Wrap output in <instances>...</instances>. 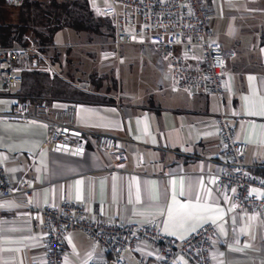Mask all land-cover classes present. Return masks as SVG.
<instances>
[{
	"label": "crops",
	"instance_id": "obj_1",
	"mask_svg": "<svg viewBox=\"0 0 264 264\" xmlns=\"http://www.w3.org/2000/svg\"><path fill=\"white\" fill-rule=\"evenodd\" d=\"M210 3V13L219 20L242 19L240 29L251 44L244 50L253 52L260 46L264 52V36L258 39L260 33L264 35L260 22L264 0ZM225 50L229 57L221 101L171 89L168 67L166 73L160 69L153 76L110 74L108 79L106 69H96L92 72L102 76L97 88L89 80L92 72L87 81L82 77L79 67L84 65L79 60L52 63L78 87L103 98L53 102L59 108L75 107L69 128L82 138L83 147L78 154L44 147L51 129L41 120L12 115L17 99L13 90L0 94V167L13 185L31 180L38 207L72 200L84 206L91 220L155 222L176 240L185 239L202 224H213L212 264H264V214L234 211L230 199L216 191L213 179L205 180L201 174L219 172L227 162L218 124L221 112L229 118L235 139L247 143L246 166L264 163V70L247 68L240 50ZM101 65L113 69L110 61ZM100 135L115 139L111 153L97 149ZM45 243L40 210L0 197V264H46ZM126 256L133 262L155 259L150 244ZM110 259L111 254L84 232L67 234L64 264H106ZM178 260L188 264L184 257Z\"/></svg>",
	"mask_w": 264,
	"mask_h": 264
},
{
	"label": "built area",
	"instance_id": "obj_2",
	"mask_svg": "<svg viewBox=\"0 0 264 264\" xmlns=\"http://www.w3.org/2000/svg\"><path fill=\"white\" fill-rule=\"evenodd\" d=\"M20 4L28 0H4ZM90 8L108 18L115 28L116 45L152 46L167 62L169 86L191 97L214 96L221 101L223 77L229 52L214 40L209 3L212 0H103L104 5ZM57 47L30 42L25 45H0V94H9L22 82L21 71L40 69L52 72L48 53ZM67 47H70L68 45ZM54 99L37 102L17 98L11 113L23 120H41L51 132L43 144L46 148L78 154L83 147L80 136L70 131L75 107L53 105ZM221 143L227 158L219 172L203 171L205 180L212 178L216 191L230 199L234 211L241 209L264 214V177L253 174L245 164L247 143L237 141L229 118L218 115ZM112 136L100 135L96 147L101 152L115 149ZM30 179L13 185L0 167V197L42 213L46 231V264H64L65 239L72 230L84 232L90 241L111 254L106 264H212L211 248L216 227L202 224L183 240L166 235L155 223L130 221L103 222L87 217L83 205L69 200L60 205L38 207L33 201ZM150 244L155 259L131 261L126 255L140 245Z\"/></svg>",
	"mask_w": 264,
	"mask_h": 264
},
{
	"label": "trees",
	"instance_id": "obj_3",
	"mask_svg": "<svg viewBox=\"0 0 264 264\" xmlns=\"http://www.w3.org/2000/svg\"><path fill=\"white\" fill-rule=\"evenodd\" d=\"M13 4L0 0V45L3 47L13 45H25L35 42L41 45H52L56 34L63 28H72L74 30H83L89 36L96 34L101 38H110L112 34H104L101 30L106 25L112 31L115 28L110 25L108 18H95L93 10L87 0H66L58 2L51 0L48 4L53 6L54 10H45L48 17V25L38 28L36 25V10H42L44 4L39 0H28L20 3L18 6L19 13L16 21L10 16L8 7ZM211 3H209V6ZM112 26V27H111ZM46 54L47 50L44 51ZM57 53V52H56ZM52 63L58 61L57 55L49 57ZM22 82L15 91L19 99H29L37 102L42 98L54 100H71V101H103L101 95L87 92L70 79L65 78L56 69L52 72L40 69H25L21 71ZM102 76L98 73L90 74V81L95 83V87L101 86ZM250 171L258 176L264 177V163L254 165L249 168Z\"/></svg>",
	"mask_w": 264,
	"mask_h": 264
},
{
	"label": "rangeland",
	"instance_id": "obj_4",
	"mask_svg": "<svg viewBox=\"0 0 264 264\" xmlns=\"http://www.w3.org/2000/svg\"><path fill=\"white\" fill-rule=\"evenodd\" d=\"M39 1H41L44 6L41 11H35V15L37 17L36 25L38 28H42L44 25L46 26L49 23L45 10L53 12L54 7H48V4L51 0ZM56 1L63 2L66 0ZM90 4L93 7H98L106 3H104L103 0H90ZM17 5L13 4L12 6L8 7L9 12L11 13V19L13 21H16L18 17L19 9ZM261 8L264 9L263 4L261 5ZM93 14L96 19L100 17L99 14L94 10ZM210 18L213 29L212 40L221 43L225 49L240 50L239 54H242V56L240 55V58L243 60L247 68L264 70V66L261 65L264 52L262 49H260V46L257 47L254 45V49L257 50H254L253 52L244 50L246 45L250 46L251 44L250 40L248 41L249 36H247V34L242 32L240 29L242 26V19L225 18L219 20L216 13H210ZM107 21H109L110 25L113 26V22L110 19ZM260 22L262 27H264L263 17H261ZM101 30L105 35L112 34V37L104 39L92 33V35H90L92 40L89 41V36L85 31H77L67 27L63 28L56 34L54 39V43L57 47H55L53 50H49L48 55L49 57H51L52 54L57 55L58 61H61L62 59H65L66 61L72 59L79 60L80 64L84 65V67L80 66L79 69L84 71L82 77L85 78L86 81L88 74L96 69L99 71L106 69L107 73L104 74L106 79H108L107 76L110 74L114 76H127L132 74L134 77L142 78L153 76L155 75V72L160 69H163L164 72L167 70V62L162 59L160 54L152 46L129 44L116 45L113 43L115 34L114 30L110 31L109 27L106 25L102 26ZM263 36L264 35H261L260 33L258 39L261 40L260 38ZM255 44H258V41ZM68 45H70V47H67ZM109 56L111 57L108 59ZM107 61L112 63L111 66L113 69H107L101 65V63H105ZM62 74H64V71ZM18 88L19 86L15 87L13 90L16 91Z\"/></svg>",
	"mask_w": 264,
	"mask_h": 264
},
{
	"label": "snow or ice",
	"instance_id": "obj_5",
	"mask_svg": "<svg viewBox=\"0 0 264 264\" xmlns=\"http://www.w3.org/2000/svg\"><path fill=\"white\" fill-rule=\"evenodd\" d=\"M181 195H183V192H181ZM181 208L187 209L189 206L188 205H180ZM190 215V214H189Z\"/></svg>",
	"mask_w": 264,
	"mask_h": 264
}]
</instances>
